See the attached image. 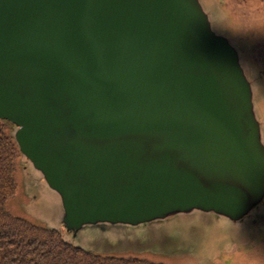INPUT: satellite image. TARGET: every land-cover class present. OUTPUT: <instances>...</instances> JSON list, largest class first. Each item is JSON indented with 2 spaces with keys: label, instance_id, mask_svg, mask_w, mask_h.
<instances>
[{
  "label": "water",
  "instance_id": "water-1",
  "mask_svg": "<svg viewBox=\"0 0 264 264\" xmlns=\"http://www.w3.org/2000/svg\"><path fill=\"white\" fill-rule=\"evenodd\" d=\"M0 120L72 240L264 200L251 84L199 0H0Z\"/></svg>",
  "mask_w": 264,
  "mask_h": 264
},
{
  "label": "trees",
  "instance_id": "trees-1",
  "mask_svg": "<svg viewBox=\"0 0 264 264\" xmlns=\"http://www.w3.org/2000/svg\"><path fill=\"white\" fill-rule=\"evenodd\" d=\"M199 1L212 30L225 37L238 52L240 65L251 84L254 112L264 144V77L255 53L239 36L223 33L224 26L219 23L225 14L221 0ZM15 131V126L0 120V264H161L114 255L130 251L188 255L199 264H211L234 249L264 240V200L238 222L194 211L137 227L107 226L105 232L87 227L73 240L58 226L14 216L7 205L17 192L18 173L22 176L23 195L29 199L31 208L49 212L43 208L49 198L54 204L50 213L58 219L62 216L59 196L41 181V174L21 155Z\"/></svg>",
  "mask_w": 264,
  "mask_h": 264
},
{
  "label": "rangeland",
  "instance_id": "rangeland-1",
  "mask_svg": "<svg viewBox=\"0 0 264 264\" xmlns=\"http://www.w3.org/2000/svg\"><path fill=\"white\" fill-rule=\"evenodd\" d=\"M221 6L224 8L225 14L222 18H231L232 27L236 30H246L240 20L245 16H253L264 13V0H221ZM241 42L251 47L255 53V60L258 62V68L262 70L264 77V36L253 34L239 36ZM17 192L15 197L8 202V209L14 215L34 223L41 225L58 226L60 229V219L52 213L54 209L53 202L47 198L43 208L49 212L36 210L30 207V201L22 192V176L20 173L16 175ZM121 257H134L146 259L154 263L161 264H199L196 258L188 255H162L151 252L134 253L124 252L114 254ZM204 260V259H203ZM211 264H264V240L253 243L245 248L234 249L231 253L216 259Z\"/></svg>",
  "mask_w": 264,
  "mask_h": 264
},
{
  "label": "clouds",
  "instance_id": "clouds-1",
  "mask_svg": "<svg viewBox=\"0 0 264 264\" xmlns=\"http://www.w3.org/2000/svg\"><path fill=\"white\" fill-rule=\"evenodd\" d=\"M240 22L246 25V30H235L231 24V18L220 20L219 23L224 26L223 33H227L233 36L241 35H257L264 36V13H260L253 16H245Z\"/></svg>",
  "mask_w": 264,
  "mask_h": 264
}]
</instances>
